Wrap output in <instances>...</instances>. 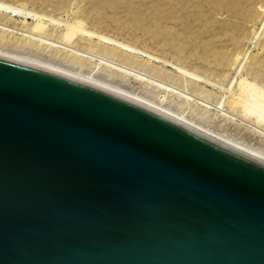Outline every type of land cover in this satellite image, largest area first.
<instances>
[{
	"label": "water",
	"instance_id": "1",
	"mask_svg": "<svg viewBox=\"0 0 264 264\" xmlns=\"http://www.w3.org/2000/svg\"><path fill=\"white\" fill-rule=\"evenodd\" d=\"M0 264H264V158L0 54Z\"/></svg>",
	"mask_w": 264,
	"mask_h": 264
},
{
	"label": "rangeland",
	"instance_id": "2",
	"mask_svg": "<svg viewBox=\"0 0 264 264\" xmlns=\"http://www.w3.org/2000/svg\"><path fill=\"white\" fill-rule=\"evenodd\" d=\"M263 15L264 0H0V53L91 75L264 156Z\"/></svg>",
	"mask_w": 264,
	"mask_h": 264
},
{
	"label": "bare ground",
	"instance_id": "3",
	"mask_svg": "<svg viewBox=\"0 0 264 264\" xmlns=\"http://www.w3.org/2000/svg\"><path fill=\"white\" fill-rule=\"evenodd\" d=\"M258 8V7H257ZM264 16V15H263ZM2 18V17H1ZM4 21V20H3ZM26 26V25H25ZM41 27H43L42 25H40L39 23H32V24H30V25H28V29H30V30H35V31H41L42 30V28ZM20 28V27H19ZM15 29H17V28H15ZM24 31V30H23ZM34 31V32H35ZM31 32V31H30ZM31 34V33H30ZM33 38V37H32ZM1 41V40H0ZM5 42V41H4ZM0 43H2V42H0ZM20 49V48H19ZM21 50V49H20ZM1 51V50H0ZM22 52V51H21ZM5 53V52H4ZM23 53V52H22ZM1 54V53H0ZM6 54V53H5ZM7 54H9V53H7ZM14 54H16V53H14ZM14 54H12V55H14ZM19 54V53H18ZM25 54V53H24ZM11 55V54H10ZM20 55V54H19ZM16 57V56H15ZM18 57H20V56H18ZM23 57H26V56H23ZM23 57H21V58H23ZM27 58V57H26ZM29 58V57H28ZM35 58H33V60H31L30 58H29V60H31V62L33 61L34 63H36L35 62V60H34ZM27 61V60H26ZM37 62H39V61H37ZM38 64H41L42 66H46V67H48V68H51V69H55V70H58V71H61V72H65V73H68V74H71V75H74V76H77V75H80V76H77V77H81V78H83V79H86V80H89V81H92V82H98V81H95L94 79H92L89 75H82V73L80 74L79 72V74H77L76 72H72V71H75V70H71V68H69V69H66V70H63V69H61V68H58L57 66H55L54 64H52V62H51V65H49L47 62L46 63H43V62H40V63H38ZM66 68V67H65ZM68 68V67H67ZM69 70V71H68ZM93 72V71H92ZM89 73H90V71H89ZM77 74V75H76ZM91 74V73H90ZM104 77V76H103ZM95 78V77H94ZM106 79V78H105ZM101 81V80H100ZM105 83V82H104ZM102 84V82H101V84L100 85H103V86H106V87H109V88H111V89H114V90H117V91H119V92H122V93H124V94H127V95H129V96H132V97H134V98H137V99H139V100H141V101H144V102H146V103H148V104H151V105H153V106H155V107H158V108H160V109H162V110H164V111H166V112H168V113H170V114H172V115H174V116H176V117H178V118H180V119H182V120H184V121H186V122H188V123H190V124H192L193 126H195V127H197V128H199V129H201V130H203V131H205V132H207V133H209V134H211V135H214V136H216V137H218V138H220V139H223V140H225V141H227V142H229V143H231V144H233V145H235V146H238V147H240V148H242V149H244V150H247V151H249V152H252V153H254V154H256V155H258V156H261V157H263L264 158V156L263 155H261V153L259 154V153H257V152H255V151H252V150H249V149H247V148H244V147H242V146H240V145H238V144H236V143H234V142H231V141H229V140H226V139H224V138H222V137H220V136H217V135H215V134H212L211 132H208L206 129H204V128H202L201 126H199L198 124H195V123H193V122H191L190 120H187V119H185L183 116H182V114H180V113H177V112H174V111H172V110H170V109H168L167 107H164V106H162V105H159V104H155V103H153L152 101H150V100H147V99H144V98H142V97H136V96H134V95H131L130 93H126V92H124L123 90H121V89H119V88H117V87H115V86H111V85H107L106 83L105 84ZM250 91H252V90H250ZM237 96H239V94L237 95ZM246 97V96H245ZM244 97V99H246ZM263 97V96H262ZM242 98V97H241ZM240 99V98H239ZM243 99V98H242ZM237 100H238V97H237Z\"/></svg>",
	"mask_w": 264,
	"mask_h": 264
}]
</instances>
